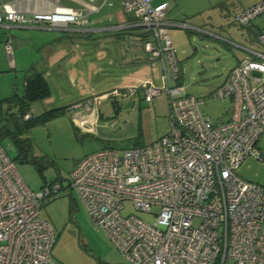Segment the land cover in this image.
Listing matches in <instances>:
<instances>
[{
  "label": "built area",
  "instance_id": "2783aa9c",
  "mask_svg": "<svg viewBox=\"0 0 264 264\" xmlns=\"http://www.w3.org/2000/svg\"><path fill=\"white\" fill-rule=\"evenodd\" d=\"M77 1L81 7L49 0L48 8L28 14L17 2H2L0 26L86 30L88 15L111 4ZM119 1L125 18L106 30L136 33L151 64H161V83L150 76L97 98L142 90L149 103L163 93L169 130L142 146L88 153L68 183L46 181L37 190L26 185L0 144V264H53L55 233L40 217V208L65 187L75 190L94 227L105 231L131 264H264V184L236 173L246 158H264L258 148L264 134V30L257 35L260 48L247 49L212 93L232 103L228 117L216 123L201 110L202 98L183 85H169V78L180 77V67L168 30L188 25L168 17L166 2L153 6L151 0ZM258 16L264 17V0L240 10L235 20L244 26ZM4 48L12 57L10 40ZM125 201L144 212L157 207L155 221L122 214Z\"/></svg>",
  "mask_w": 264,
  "mask_h": 264
},
{
  "label": "rangeland",
  "instance_id": "374dc122",
  "mask_svg": "<svg viewBox=\"0 0 264 264\" xmlns=\"http://www.w3.org/2000/svg\"><path fill=\"white\" fill-rule=\"evenodd\" d=\"M259 1H150L153 6L166 2L169 18L196 27L168 30L180 67V77L178 80L169 78V85H183L188 93L202 98L201 110L213 122L224 121L232 103L228 97L215 99L212 93L223 84L230 69L248 54L247 49L260 48L257 35L264 30V17L258 16L244 26L235 20L240 10ZM60 2L75 5L72 0ZM101 2L97 0L95 3L100 5ZM108 2L111 4L104 5L91 18L105 19L121 9L119 0ZM3 30L0 28V144L14 159L17 172L30 189H39L45 179L68 183L79 160L100 148L142 146L168 132L167 97L163 93L152 100V111L147 109L150 104L144 101L142 90L127 96L97 98L110 92L119 83L122 73L141 75L150 70L155 84L161 83V64L157 61L151 65L141 38L120 40L115 38L116 34L100 36L92 40V47L88 46L93 51H87L89 58L80 56L69 61L68 57L57 60L50 56L52 50L60 45L66 51L71 50L72 30L7 28L5 33L9 34L12 42V57L7 56L2 45ZM84 41L80 38L79 45L82 46ZM74 50L80 52L75 47ZM130 52L134 54L137 66L119 68L120 63L130 60ZM110 58L114 62H109ZM35 70L44 72L51 94L41 101L32 102L31 115L37 116L51 108L68 107L61 115L25 128L21 123L15 124L13 114L17 107L8 97L14 89L20 94L25 78ZM79 104H82L81 108L89 105L97 110L96 130L84 131L74 121L75 109H79L74 105ZM258 148L264 153V134L258 140ZM236 173L244 180L264 184V158H246ZM123 205L122 214H135L148 223H153L158 213L157 207L144 212L137 210L130 201ZM40 217L50 223L55 233L50 251L53 264H131L105 231L94 227L88 210L70 187H65L59 196L43 203ZM198 221L195 219L194 224Z\"/></svg>",
  "mask_w": 264,
  "mask_h": 264
},
{
  "label": "crops",
  "instance_id": "0c3cea01",
  "mask_svg": "<svg viewBox=\"0 0 264 264\" xmlns=\"http://www.w3.org/2000/svg\"><path fill=\"white\" fill-rule=\"evenodd\" d=\"M72 1H74L75 5H69V6H73V7H81L82 6L79 1H77V0H72ZM2 2H17V5H19L20 8L23 11H25V13L28 14L29 13L28 11H30V10H35V9L39 10V9L48 8L49 0H0V5H1ZM103 6H101V8ZM101 8L99 9V11L92 12V13H90L88 15L89 18H90V23L86 27L87 28L86 30H77V29L72 30L74 32V33L71 32L72 33L71 34V38H73L72 39L73 44L71 45V50L70 51H66L63 48V45H60L59 47L54 48L52 50L50 58L57 59V60L59 58H61V60H62L64 57H68L69 61H70V59H73V61H75L80 56H85V57L89 58L90 56H89V53L87 54V51L90 50V51H88L90 53L93 52V51H91L92 49L88 48V46L92 47V45L90 44V43H93L92 40H95L96 38H98L100 36L106 37L109 34H112V35L116 34V35H114V36H116L115 38L116 39H120V40H126L127 38H129V39L140 38L136 33L132 32V31H122V32H118L117 33V32H114V31L106 30L105 27L109 26L110 24H112V23H110V21L120 22V21H122L125 18V15L122 13L121 9H118L117 12H115L114 14H112V13L109 14L107 17H105V19H101V18H97V17L91 18V15L99 13ZM170 19L174 20L172 18H170ZM174 21H176V20H174ZM179 22H182V21H179ZM186 25H188V24H186ZM0 28L4 29L2 31L4 35H1L3 37L2 45L4 47L5 42L9 41V40L11 41V39H10L9 34L5 33L6 28L3 27V26H0ZM9 28H15V29H18V28L50 29V28H47V27H33V26H30V25H26V26L12 25ZM171 28H176L177 29V28H183V27H171ZM184 28L196 29V27H192L190 25H188V27H184ZM262 29H264V28H262ZM52 30H56V29H52ZM80 38H83L85 40L84 43H83L84 47H83V45L82 46L79 45ZM60 47L62 49L59 50V51H56ZM74 47L76 49H78L80 52H76L74 50ZM114 48L112 47V49H114ZM4 50H5V48H4ZM145 53H146V51H145ZM6 54H7V52H6ZM86 54L88 56H86ZM7 56H8V54H7ZM128 57H130V60L120 63L119 64V66H120L119 68L125 69L124 67H126L127 65H128V67L132 66L133 68L137 66L136 65L137 64L136 59L135 58L133 59L134 54L130 52ZM110 59L111 60L109 62H111V63L114 62V60H112V58H110ZM10 63H13V61L10 60ZM137 71L138 70H135V72H137ZM106 75L111 76L108 73ZM120 76H121V78L118 80L119 83L116 84L112 88L122 87L124 85H128V84L134 83V82H136L138 80H143L144 78H149L150 76L153 77V74H152V72L150 70H148L147 72L145 71V74H141V75H136V74H133V73L130 72L128 74L122 73ZM153 80H154V78H153ZM151 102H149L150 106L147 107V109L150 110V111H152ZM166 102H167V99H166ZM167 106H168V104H167ZM75 111L76 112L73 115V119L79 126L82 127V130L87 131V132H91L93 130H96V125L98 124V119H99V118H97V116H98L97 110H95L96 111L95 114H93L90 111H87L86 108L75 109ZM30 114H31V112H30ZM93 115L96 116V117H94V119L92 118ZM168 115H169V109H168ZM46 181H48V180L45 179L44 182H46ZM44 182L40 185V187L44 184Z\"/></svg>",
  "mask_w": 264,
  "mask_h": 264
},
{
  "label": "trees",
  "instance_id": "16d2710c",
  "mask_svg": "<svg viewBox=\"0 0 264 264\" xmlns=\"http://www.w3.org/2000/svg\"><path fill=\"white\" fill-rule=\"evenodd\" d=\"M50 94V85L44 72L37 70L33 71L31 75L25 78L22 92L18 94L14 89L12 94L8 97V100L14 102V105L17 107V111L13 114V118L16 121L15 124L17 125V123H19L20 125L21 123V125L26 128L42 124L58 114H63L68 106L47 109L37 116H32L30 114L32 102L48 98ZM25 114H30V116L24 119Z\"/></svg>",
  "mask_w": 264,
  "mask_h": 264
},
{
  "label": "bare ground",
  "instance_id": "6f19581e",
  "mask_svg": "<svg viewBox=\"0 0 264 264\" xmlns=\"http://www.w3.org/2000/svg\"><path fill=\"white\" fill-rule=\"evenodd\" d=\"M86 110L92 112L93 114H95V112H96L95 111L96 110L95 107H93V108L91 107V108L86 109ZM94 117H96V116L93 115L92 118L94 119Z\"/></svg>",
  "mask_w": 264,
  "mask_h": 264
}]
</instances>
